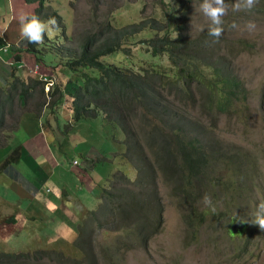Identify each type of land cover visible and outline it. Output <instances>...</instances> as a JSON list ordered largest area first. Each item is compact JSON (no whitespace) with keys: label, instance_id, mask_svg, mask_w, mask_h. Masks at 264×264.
<instances>
[{"label":"trees","instance_id":"1","mask_svg":"<svg viewBox=\"0 0 264 264\" xmlns=\"http://www.w3.org/2000/svg\"><path fill=\"white\" fill-rule=\"evenodd\" d=\"M26 1L37 3L34 15L39 18L49 16L52 6L45 5L47 0ZM177 1L180 9L186 11L180 12L177 19L173 29L175 37L167 30V23L151 16L119 27L110 20L99 21L96 7L94 25L78 29L75 25L74 35H65L69 42L60 44L62 57L66 58L61 67L77 76L78 83L74 84L71 94L70 91L66 94L58 81L53 88L58 95L54 101L60 103L71 97L70 109L75 123L84 118L106 119L116 150L113 151V162L119 167L124 164L133 167L136 178L129 182L120 168L119 173L112 174L108 187L103 188L98 208L86 215V234L82 231L75 243L74 248L81 251L80 257L46 249L2 252L0 264H46L43 260L48 264H99L94 237L99 229L123 228L114 241V251L118 253L132 249L136 242L146 247L158 232L162 219L155 225L147 222L161 211L158 179L172 185L173 194L180 197L179 203L185 207L187 201H196L204 191L211 190L209 173L215 169L220 148L209 134L217 126L221 114L235 115L237 105L248 98L249 93L234 71L233 62L252 44L247 39L227 37L224 32L217 40L208 35V28L192 35L187 11L190 12L191 6L199 0ZM52 10L58 23L62 17L57 9ZM58 26L62 33L65 32L62 23ZM144 29L154 33L141 40L146 52L152 56L166 55L176 70L174 78L156 69L140 72L101 60L105 55L124 49L126 41L133 40ZM44 40L50 39L45 35ZM95 71H98L97 76ZM44 84L45 81L14 75L4 90H0V137L4 135L6 117L14 115V106L32 98L37 88L42 95L38 105L41 109L45 102ZM68 141L79 142L70 137ZM11 156L13 160L19 157L16 152ZM10 157L7 162L12 160ZM119 159L124 164L118 162ZM135 185L137 188L133 189ZM192 207L187 216L189 225H201L205 220L204 213ZM233 220L231 234H243L246 225ZM101 256L109 257L104 253Z\"/></svg>","mask_w":264,"mask_h":264},{"label":"rangeland","instance_id":"2","mask_svg":"<svg viewBox=\"0 0 264 264\" xmlns=\"http://www.w3.org/2000/svg\"><path fill=\"white\" fill-rule=\"evenodd\" d=\"M47 1L53 4L61 15L63 21L60 19L58 23L64 25L68 33H66L67 36L74 35L79 27L94 25L92 21L95 19L94 7H96L95 13L99 21L110 20L113 25L119 27L139 22L142 18L151 16L162 20L164 24L167 23V30H170L171 36L175 37L176 32H173V29L178 23L177 19L180 12L185 13L186 11L180 9L177 0ZM224 2L228 6L226 15L222 17L224 34L230 38L247 39L252 44L248 49L238 54L233 62V69L243 81V86L249 95L246 102L237 105L235 115L221 114L217 119V126L209 134L212 137L210 139H213L220 148L219 156L216 157L215 169L209 173L208 182L211 183V190L204 191L196 201H187L185 207L179 203L180 197L173 194L172 185H168L161 178L158 179L157 196L161 211L156 218L147 220L149 224L155 225L159 219H162L158 232L147 242L146 247L141 246L140 242H136L132 249L120 250L118 253L114 251V241L119 233L123 232V228L104 227L99 229L97 233H94L96 252H98L96 256L100 257L99 264H264V230L260 229L258 225L250 223L253 219L252 212L257 205L264 201V0H259L251 11H233V5L238 0H224ZM202 3L203 0H199L191 6L190 12L187 11L190 15L188 26L192 35L200 33L210 23L200 11ZM49 16L55 18L52 9ZM49 16L40 19L47 22ZM14 28L15 32L20 31V23L15 22ZM60 32L63 34L62 29ZM153 34L152 31L144 29L133 40L126 41L124 46L126 51L124 49L115 51L101 57V60L105 63L130 67L140 72L145 69H156L174 78L176 70L170 64L167 56H152L146 52L145 46L141 42ZM68 42L63 34L60 41L53 38L49 41L43 40L42 43L36 45L22 38L14 43L18 51L15 56L20 57L19 52L24 49L31 52L28 53V57L38 65V71L37 67L36 70L30 69L27 77L22 78L30 77L40 82H47L43 85L45 106L56 102L54 100L58 98V95L53 88L59 80L56 73L54 78L48 79V75L41 72L40 69L45 65L53 71L59 63H64L66 58L62 57L60 44ZM23 45H27V47H23ZM49 53L54 56L49 55L48 57ZM23 55L27 54L23 53ZM21 62L20 65H13V62H10V66L12 69L28 68L23 57ZM15 71L19 75L20 71ZM70 73L68 74L69 79L66 80L64 87L62 86V90L66 94H69V91L72 93L74 82L77 79V76ZM97 75L98 71H95V76ZM41 101L42 95L40 89L37 88L32 98L14 106V115H8V119L6 117L4 135L0 137L2 141L0 145L9 142L14 136L13 134L24 123L25 120L21 119L20 127L18 126V115L34 112L32 114L39 121L43 120V112L36 113L38 112L36 107ZM42 109L43 106L40 110ZM204 121L209 124L206 118ZM40 123L43 126L46 119ZM14 150L12 149L10 155ZM39 158L41 159V157ZM118 162L123 163L121 159ZM5 166L6 164L3 165V168ZM119 168L126 173L129 182L136 178V170L130 165L124 164V167H119L117 163L114 172L119 173L117 171ZM112 174L107 181L110 180ZM39 182L37 181V183ZM134 188L137 186H133ZM101 193L99 202L92 211L98 208L101 202ZM205 195L211 197L216 208L215 212L203 203ZM192 205L197 212L204 213L205 220L201 225H189L187 216L189 208H193ZM27 212L32 214V218L36 217V211L28 210ZM85 218L81 219L75 240L66 241L61 237L63 242L57 244V248L42 246L41 249H57L56 251L64 252L66 255L80 257L81 251L74 249L73 246L75 247L82 231L86 234L85 228L88 226V222ZM233 219L246 225L243 234H231L230 226L234 222ZM92 226L94 227V224ZM256 228L258 230H254ZM129 229H133V227L129 226ZM120 240L116 241V245ZM102 253L108 254L111 260L107 261L109 257L104 259L101 256ZM43 261L48 264L46 260ZM85 264L89 263L85 262Z\"/></svg>","mask_w":264,"mask_h":264},{"label":"crops","instance_id":"3","mask_svg":"<svg viewBox=\"0 0 264 264\" xmlns=\"http://www.w3.org/2000/svg\"><path fill=\"white\" fill-rule=\"evenodd\" d=\"M45 5L55 7L49 2ZM36 7V2L0 0V44L12 45L0 52V90H4L12 76L27 77L30 69L36 70V67L38 71L37 63L28 57L31 52L22 49L20 57L15 56L18 51L14 45L22 39L20 31L15 32L14 23H19L21 14L33 15ZM60 31L59 28L50 40L60 41L63 34H68L66 30L63 34ZM22 57L28 68L12 69L10 62L20 65ZM62 63L53 71L43 65L40 71L48 78H54L56 73L64 87L70 71L61 67ZM15 70L20 71L19 75ZM70 98L47 108L44 104L42 110L36 107L39 108L36 113L42 111L43 120L46 119L43 126L40 123L43 120L39 121L34 112L18 115V126L21 119L24 123L9 142L0 145V167L8 165L0 170V253H21L42 246L57 248L63 242L61 237L66 241L75 240L81 219L97 206L102 189L108 185V177L116 169L112 160L115 144L106 121L96 117L75 123ZM68 137L79 142L69 143ZM12 149L19 156L15 160L10 155ZM9 157L12 160L7 162ZM28 210L36 211V217L32 218Z\"/></svg>","mask_w":264,"mask_h":264},{"label":"clouds","instance_id":"4","mask_svg":"<svg viewBox=\"0 0 264 264\" xmlns=\"http://www.w3.org/2000/svg\"><path fill=\"white\" fill-rule=\"evenodd\" d=\"M258 2L259 0H238V2L233 5V11H251ZM227 8L228 6L225 4L224 0H203V3L200 5V11L210 21L207 25L208 35L217 40L223 32L222 17L226 15ZM19 23L22 38L36 45L43 42L45 35L51 39L59 29L57 20L52 17H50L47 22H44L37 15L29 16L27 14H21L19 16ZM5 46L7 47L6 49L4 48ZM11 46V44L3 42L0 44V52L3 50L7 51ZM1 60L2 58L0 55V61ZM44 108H47V106H44ZM117 136H119V133H117ZM203 203L206 207L210 208L211 211H216L210 196L205 195L203 197ZM252 217L253 219L250 223L258 225L260 229L264 230V201L257 205L256 209L252 212ZM236 225L237 223H235L234 226L236 227Z\"/></svg>","mask_w":264,"mask_h":264},{"label":"built area","instance_id":"5","mask_svg":"<svg viewBox=\"0 0 264 264\" xmlns=\"http://www.w3.org/2000/svg\"><path fill=\"white\" fill-rule=\"evenodd\" d=\"M4 48L6 49L7 47L5 46ZM73 163L76 164L77 163V160H73Z\"/></svg>","mask_w":264,"mask_h":264}]
</instances>
